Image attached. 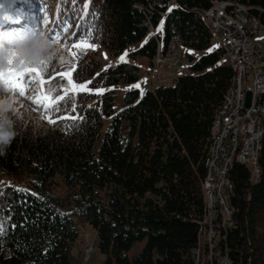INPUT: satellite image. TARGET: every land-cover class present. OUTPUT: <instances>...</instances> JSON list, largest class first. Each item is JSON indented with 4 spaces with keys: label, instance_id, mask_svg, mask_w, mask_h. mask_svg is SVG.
Returning a JSON list of instances; mask_svg holds the SVG:
<instances>
[{
    "label": "trees",
    "instance_id": "1",
    "mask_svg": "<svg viewBox=\"0 0 264 264\" xmlns=\"http://www.w3.org/2000/svg\"><path fill=\"white\" fill-rule=\"evenodd\" d=\"M58 1L64 8L48 33L51 40L94 43L117 56L162 20L160 32L130 51L131 58L151 64L157 40L164 49L175 34L183 48L201 54L188 56L189 72L172 84L125 90L120 106L113 90L98 96L81 91L76 102L58 100L53 120L0 112V264H78L71 252L75 216L95 229L104 264H217L200 231L202 183L213 117L233 71L224 49L211 48L200 12L218 0H175L171 6L167 0ZM232 1L264 26V0ZM8 2L19 17H33L48 13L52 0ZM99 67L98 58L82 54L73 75L80 80L97 73L93 84L105 86L139 77L132 62ZM48 89L52 97L62 93L58 83ZM42 104L38 100L36 108ZM239 163L228 174L232 224L220 228L218 250L228 264H264V133L259 178L251 179ZM22 173L28 186L3 183L5 174ZM55 176L76 189L68 207L50 187ZM137 243L141 248L131 253ZM197 245L195 263L191 250Z\"/></svg>",
    "mask_w": 264,
    "mask_h": 264
},
{
    "label": "rangeland",
    "instance_id": "2",
    "mask_svg": "<svg viewBox=\"0 0 264 264\" xmlns=\"http://www.w3.org/2000/svg\"><path fill=\"white\" fill-rule=\"evenodd\" d=\"M64 7L58 0H52L48 6V13L39 11L31 17L26 14L13 13L9 8L8 0H0V112L10 114H26L28 118L36 117L53 120L55 104L60 98L70 96L76 102V94L101 95L106 91L116 92V106H120L123 93L130 88H137L141 93L151 86L157 85V75L165 78V84H172L180 74L189 72V55L198 57L201 52L183 48L180 56L181 72L168 69L165 65L152 70L148 59L140 57L133 59L129 52L139 47L148 37L160 32L162 20L155 30L149 32L142 40L128 46L117 56L110 55L100 45L84 41L64 42L51 40L48 33L51 27L61 17L59 10ZM238 12L242 13L238 8ZM17 15V17H15ZM14 16V22L13 20ZM21 18H25V21ZM21 19V20H20ZM20 20V22H19ZM11 21V23H10ZM45 27L44 31L39 30ZM6 28V29H2ZM46 30V31H45ZM256 37V40L261 37ZM254 39V38H253ZM221 44L211 41V48ZM82 54L98 58L100 67L98 71L105 70L119 62H132L139 66V77L131 83L102 85L96 82V74L78 80L74 77V68ZM58 83L62 93L52 97L48 93V85ZM42 100L41 108H36L35 103ZM92 100H88L91 103ZM43 114H48L46 117ZM107 124V121L105 122ZM3 183L28 186L29 177L22 173L18 175L3 176ZM51 189L59 196L65 207L70 206L71 199L76 189L64 184L60 176H55L50 182ZM207 215H205L206 219ZM78 236L72 244L71 252L78 264H104V255L98 250L95 229L80 216H75ZM142 243H137L132 248L134 253L141 248ZM214 254V255H213ZM212 260L224 264V258L219 253L212 252Z\"/></svg>",
    "mask_w": 264,
    "mask_h": 264
},
{
    "label": "built area",
    "instance_id": "3",
    "mask_svg": "<svg viewBox=\"0 0 264 264\" xmlns=\"http://www.w3.org/2000/svg\"><path fill=\"white\" fill-rule=\"evenodd\" d=\"M175 0H167L166 5L171 6ZM207 13H214L216 17L217 38H223L229 42L231 56H235V64L238 71L237 86L232 92L230 106L224 114V133L220 140V147H215L214 158L210 160L212 183H216L214 222L211 225V234L216 250H218L219 236L216 233V219H225V225H231L227 219V212L233 210L230 203V194L233 184L229 177V171L235 163H238V155H245V163H239L250 171L253 177V157L255 154V136L261 127L262 114L260 104L264 98V81L262 68L264 61H259L260 47L264 43H258L251 23L240 17V23L232 22V14H238V10L228 5V0H218L209 8ZM254 38V39H253ZM181 37L177 34L171 36V42H167L166 52H159V61L152 63V70L165 65L168 69L181 72L179 64H168V57L175 52H180ZM157 83L166 82L165 78L157 75ZM250 92L249 105H245L246 93ZM204 240V232H203ZM192 254L194 249L192 248ZM226 261L225 255H223Z\"/></svg>",
    "mask_w": 264,
    "mask_h": 264
},
{
    "label": "bare ground",
    "instance_id": "4",
    "mask_svg": "<svg viewBox=\"0 0 264 264\" xmlns=\"http://www.w3.org/2000/svg\"><path fill=\"white\" fill-rule=\"evenodd\" d=\"M228 5L234 8V10H237L238 8L241 10L242 13L238 12V14H232V22L233 23H240V17L244 18L247 22L251 23L252 31L254 32V36L261 37V39L258 40V43H264V26L255 18L252 16H249L246 9L237 3H234L232 0H228ZM200 16L203 20V22L207 25L211 36L212 41L218 42V44H221L220 46L224 49L228 64L230 65L232 69V76L230 79V83L227 89L226 99L223 103V105L215 112L213 117V127L211 130V141L208 146L207 155L205 158V177L202 183V191L206 200V213L207 215L206 219H204V226L202 227V239H203V232H204V241L207 243L209 247V256L212 260V252L219 253L221 257L223 258L222 254L220 253V250H216L213 236L211 234V223L214 222V203H215V192H216V183H212L211 179V168H210V160L214 158L215 154V147H220V140L224 133V114L227 111V107L230 106L232 92H235V87L237 86V78H238V71L235 64V56H231V50L229 46V42L226 41L223 38H217V27H216V17L214 13H207L205 10L200 12ZM157 42H159L157 44ZM156 45V52L153 56L152 63H156L159 61V52H166L167 50V44L165 48L163 49L160 41L157 40ZM168 42H171V39L168 40ZM183 54V47L181 43L180 52H175V54H172L168 57V64H179L180 63V56ZM259 61H264V47H260L259 52ZM262 76L264 81V68H262ZM165 82H159L158 84H162ZM260 114H262V121H261V127L258 131V134L255 136V154L253 157V168L255 169V172L253 173V179L254 181L257 180L260 176L259 170L257 168L258 159L260 156V150H261V138L264 133V98L262 99V104H260ZM48 114H43L44 117H46ZM238 162L245 163V155H238ZM231 214L232 210H229L227 212V219L231 223ZM225 225V219H216V233L218 236H220V228L224 227ZM224 229V228H223ZM203 242V241H202ZM201 243V242H200ZM199 243V244H200ZM194 253L192 254L191 250V256L196 263L199 259V245L193 248ZM214 255V254H213ZM226 261H224V264H228L229 260L227 256H225ZM214 261V260H213ZM216 262V260H215ZM217 263V262H216ZM218 264V263H217Z\"/></svg>",
    "mask_w": 264,
    "mask_h": 264
},
{
    "label": "water",
    "instance_id": "5",
    "mask_svg": "<svg viewBox=\"0 0 264 264\" xmlns=\"http://www.w3.org/2000/svg\"><path fill=\"white\" fill-rule=\"evenodd\" d=\"M249 100H250V92L246 93V100H245V105L248 106L249 105Z\"/></svg>",
    "mask_w": 264,
    "mask_h": 264
},
{
    "label": "crops",
    "instance_id": "6",
    "mask_svg": "<svg viewBox=\"0 0 264 264\" xmlns=\"http://www.w3.org/2000/svg\"><path fill=\"white\" fill-rule=\"evenodd\" d=\"M149 65H150V62L148 61Z\"/></svg>",
    "mask_w": 264,
    "mask_h": 264
}]
</instances>
